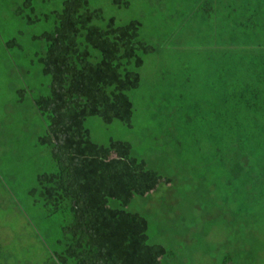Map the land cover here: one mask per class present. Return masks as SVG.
I'll return each instance as SVG.
<instances>
[{
  "label": "trees",
  "instance_id": "trees-1",
  "mask_svg": "<svg viewBox=\"0 0 264 264\" xmlns=\"http://www.w3.org/2000/svg\"><path fill=\"white\" fill-rule=\"evenodd\" d=\"M111 1L118 7L131 6V0ZM27 7L32 8L31 0H24L17 14ZM194 10L200 20L192 47H203L205 43V78L211 79L205 81H214L204 91V102L208 99L206 112L201 103L200 113L196 114L190 98L186 107L178 106L176 119L174 112L171 115L165 108L158 111L155 102L147 109L146 117L152 119L154 113L164 112L173 128L154 134L152 141H148L150 128L139 133L140 146L136 149L130 140L114 136L106 143L93 140L86 120L99 117L106 124L120 121L132 127L134 103L129 91L144 89L147 81L155 84L150 79L142 80L140 71L145 58L158 50L142 36V22L131 19L117 24L114 16L107 17L102 8L91 6L89 0H64L61 10L45 14L53 26L35 37L46 43L45 52L35 56L43 76L50 78L44 83L49 93L28 91L43 120L45 133L38 141L50 149L53 170L39 173L38 184L30 193L49 215L58 214L66 222L54 248L37 230L45 246V264H161L162 258L172 252L162 243L151 242L149 218L145 214L128 209L134 197L150 198V193H158L161 186L170 188L176 179L149 165L147 147L155 145L159 135L174 136L178 146L171 147L172 158L166 161L176 164L175 158H180V164L184 142L198 132L203 133V141L196 150V170L204 182L211 161H227L230 151L235 157L238 154L232 140L220 146V125L228 132L246 133L257 144L255 136L264 131L260 116L264 115V0H199ZM191 12L184 21L191 17ZM40 20L36 15L34 20L30 16L26 21ZM178 29L187 30L189 26L182 24ZM149 85L153 88V84ZM24 90L17 91L19 101ZM173 96L166 90L158 100ZM147 97L157 99L152 92ZM184 120L188 124L198 120L201 131L196 133L187 125L176 129V123L182 124ZM211 143L218 147L214 154L207 153ZM255 174L261 180L259 195L264 198V172ZM244 178L245 175L240 187L245 188L228 191L223 206L231 202L237 205L236 209L244 206V197L252 192ZM228 179L231 185L230 175Z\"/></svg>",
  "mask_w": 264,
  "mask_h": 264
},
{
  "label": "rangeland",
  "instance_id": "rangeland-1",
  "mask_svg": "<svg viewBox=\"0 0 264 264\" xmlns=\"http://www.w3.org/2000/svg\"><path fill=\"white\" fill-rule=\"evenodd\" d=\"M198 1L131 0V6L124 8L111 0H89L91 6L102 8L107 17L114 16L117 24L139 19L143 24L142 36L158 49L145 58L140 69L142 80L150 79L155 84L147 81L144 89L129 91L134 103L132 127L120 121L106 124L99 117H89L86 126L93 140L106 143L114 136L130 140L136 149L140 146L139 133L150 128L148 141H152L154 134L170 131L173 123H168L164 112L154 113L152 119L146 117L147 109L155 102L158 111L165 108L171 115L176 113V119L178 106L186 107L190 98L196 114L200 113L201 103L206 112L208 99L204 102L207 97L204 91L214 81H205L209 79L205 78L207 55L202 58L205 43L203 47H192L199 30L200 19L193 11ZM63 2L31 0L34 10L27 7L25 12L17 14L24 0H0V264H45V246L37 230L54 248L61 226L66 223L62 216L49 215L43 210L30 193L38 184L37 175L51 172L53 167L50 149L38 141L45 133L44 124L28 91L49 93L44 83L50 78L43 76L35 56L45 52L46 43L35 37L52 29L53 21L46 19L45 14L61 10ZM191 10V17L184 21ZM36 15L40 21H26L30 16L34 20ZM182 24L189 29H178ZM11 39L16 43L8 45L6 42ZM22 88L25 90L19 101L17 91ZM166 90L172 92L173 98L158 100ZM151 92L157 99L147 97ZM182 111L187 113L183 108ZM254 116L257 118V113ZM260 116L264 121V115ZM196 121L188 124L184 120L175 126L183 129L187 125L197 133L201 125ZM217 129L220 146L232 140L237 144L238 154L235 157L230 151L227 161H211L204 182L196 170V150L203 141V133L198 132L184 142L180 164L177 163L180 158H175L176 164L166 161L172 158L171 147L178 146L174 136L159 135L155 145L147 147L149 165L176 179L170 188L161 186L158 193H150V198L134 197L128 209L145 214L149 218L151 242L162 243L172 252L162 258L161 264H264V198L259 195L261 180L255 174L264 172V131L255 136L258 142L254 145L246 133L228 132L222 125ZM208 147L207 153L217 152L216 145L211 143ZM199 172L202 174L201 169ZM244 175L247 189H252L244 197V206L236 209L232 202L223 206L228 191L245 188L240 187ZM236 201L241 204L237 198ZM7 254L11 256L9 259Z\"/></svg>",
  "mask_w": 264,
  "mask_h": 264
}]
</instances>
